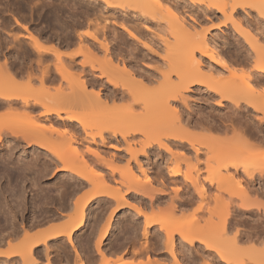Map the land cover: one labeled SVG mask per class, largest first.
<instances>
[{
	"label": "rangeland",
	"instance_id": "obj_1",
	"mask_svg": "<svg viewBox=\"0 0 264 264\" xmlns=\"http://www.w3.org/2000/svg\"><path fill=\"white\" fill-rule=\"evenodd\" d=\"M167 1L170 2L169 4L172 5V7L174 6L173 8L178 9V10L177 9L176 10L178 11V13H180V15L181 14L185 15V17L188 19L191 16L195 17V19H197L196 21L198 22V23H195L196 24V30L198 29L197 31L201 32V30L204 31V29H208L207 30L208 36L216 38L220 47L222 46L221 47L222 55L227 59V61H229L231 64L236 66V69L234 70V77L232 76L234 78V81H235V83L233 81V84H235L239 87H243L245 89V84H243V82L245 80H247L245 78L246 75L251 73L250 76H253L254 66L259 65L260 63H262L264 61V59H262L264 56L259 57L260 58L259 59L258 57H255L253 55H252L253 58L251 56L252 59L247 58L245 60V56L243 54H245L246 51H243V50L249 51L248 49H250V44H251V46L256 45L254 38L251 39V42L249 44H247V42H245V40H243V37L241 35H239V32H237L235 29H233L231 24L224 26L223 21H222V18H223L222 15L220 13L216 12V10H214L213 8H210L212 10H207L208 8L206 9L205 5H200L198 3L192 4V3H190L189 0H167ZM250 1H253V0H250ZM4 4H5V6H4ZM258 7H259V5L255 4L254 10L249 9L251 12V15H252L249 18H250V20L255 21V23H258L259 25H261V27L263 26V28H264V8H263V6H262V8H260L262 15L258 16L256 13V10H255V9H258ZM123 9L124 8H120L119 6H116V5H114V6L110 5L109 6V5L104 3V0H0V65H2V66H0L1 67L0 73H1V69L3 70V68H4L3 64H2L4 61V58L7 59L9 62H10V60H16L17 63L15 65L16 66H22V72L27 71L26 74L25 73H22V74L19 73V75L21 74L22 77L24 76L23 77L24 79H21L22 77L20 75L21 81L25 84H27V82H29L28 84L31 85L30 88H33L34 87L33 85L40 88V89H38V88L34 87L37 89V92H39L41 95H44L45 93L47 94L48 90H50V89L56 90L57 88H60V89L63 88L62 91H64V93H65V90L67 88H68V90H70L69 89L70 85L69 84L67 85V83H70L71 80L73 79V77L76 80L75 76L72 77V74L68 73V75L71 76V77H68V81L71 78L70 82L64 81L62 76L59 75V77L62 78L60 81L63 84L60 81H58V79L53 80L56 82L58 81L57 84H56V82H53L51 80L43 79V82L40 81L41 80L40 78H43L41 76H44V74L42 72H46L45 70L49 71L51 69L53 75L56 74L57 71H53V70H56L58 64H55V63H57V62L60 63V62L58 61V58L55 57V55H51L52 52L51 53L42 52L43 54H46V56L41 54V52H40L41 55L40 54L36 55V53L38 51H36V50L33 51L34 48H33V50L30 49V47L32 46V44L29 42L30 40L25 38L23 35H22L23 37L21 36V34H28V31L26 30L27 31L26 32L24 29H22L20 27H13L15 17H17L19 20H21V22H24L25 24H27L30 31H32V32L35 31L36 33L35 32L34 33L36 35H38L39 38L41 37L40 39L43 38L42 42H41L43 45L54 46V47H56L57 51L64 53L63 56L61 57V59H62L61 61L64 64H66V66H68V69H69V66L72 64L70 69H69L70 72L72 71L74 75L76 72V76H77V74H78L77 71H78L79 73L86 74L85 76L88 79L91 80V78H92L93 83L96 81L94 83L95 85L92 84V86H91L93 90L94 89L96 90V92H97V90H99V91H101V93H105V95H108V94L110 95L111 94L110 91L113 89L112 83L110 84V82H107L109 80L105 79V78H107V76L106 77L104 76L103 78H98V74H100L101 68L103 67V66L101 67L99 63L100 62L103 63V61H105L106 64L108 63L107 65L111 64L112 66L114 65L117 69H119V68L121 69L123 66H125V65H122V62H123L122 60L126 61L127 63H130L128 61H130V59H131L132 60L131 63L133 64L135 58L138 59L139 58L138 56H140V58L138 60H140L142 58L141 59L142 61L140 60L141 62H138V63L142 67H144V68L147 67L149 69L154 70V69H156L155 66H157V67L161 68L162 71L167 70L166 68H168V67L166 66V63H164L165 60L163 58H161V57H166V55H167V50H165L166 45H163V42H164L163 38L169 39L170 41L172 40L171 35L169 33L170 29L168 30L169 26H167L168 25V23L166 22L167 20L162 19L163 18L162 16H161V18H159L160 16L159 17L153 16L154 17L153 18L150 15L143 13L139 10H132L130 8H125L124 10ZM59 10H61V11H59ZM251 17L253 19H251ZM122 25H124V27L126 29L125 28L123 29ZM98 27H99V29H98ZM96 28L98 31L96 30ZM37 29H39V30H37ZM15 31H17V32H15ZM37 32H39V33H37ZM95 32H96L99 39H103L105 36L107 42H110V44L108 43V50L105 53L102 52L105 50L104 49L101 50L100 46H98L99 43L87 35L88 33L92 34ZM17 33H21V34H19L20 36ZM79 35H81V38L79 37ZM222 35L224 38L222 37ZM254 36H255V34H254ZM16 37H20V38L17 39ZM14 38H15V40H13ZM67 38H68V40H66ZM24 39L26 40L27 43H25V41L22 42V40H24ZM239 41H241L242 45H240ZM89 43L91 44V46L96 45V47L94 48V50H95L94 54L96 53V55H95L96 57L93 56V58L95 57L94 58L95 60H91L92 63L95 65V70H93L90 65L83 66L84 67V69H83L82 65L80 64L82 59H84V57L82 56L83 55V48L82 47L86 44H89ZM96 43H98V44H96ZM24 45H26V46H24ZM55 45H57V46H55ZM21 48H22V50H21ZM241 49H243V50L241 51ZM116 53H118V54H116ZM251 53H253V52H251ZM254 53H255V51H254ZM34 54L38 58L37 60L35 59L36 57ZM108 54L111 55V57H112L111 59L114 61L113 64H112V62H113L112 60L109 61L110 56H108ZM66 55H68V56L66 57ZM133 55H134V59H132ZM39 56H40V58H39ZM70 56L74 57V58H71ZM105 56H107V58ZM53 58L56 60V62L54 61ZM30 59H32V60L30 61ZM47 59L49 61V62H47L48 64L45 63ZM67 60H69V61H67ZM247 60H249V61H247ZM43 61H45V62H43ZM65 61H67V62H65ZM203 61L208 62V59L203 57ZM26 62L28 64H25ZM68 62H69V65H67ZM39 63H41L42 65ZM43 63H44V65H43ZM243 63H245V64H243ZM107 65H105V69L107 67L106 70H109L108 69L109 67ZM111 65H109V66L112 69V71L109 70L111 72V75L109 74L110 76L108 78L112 79V77H113V79H115L117 77L120 81L122 80L121 83L124 81L127 82L126 77H128L129 75L127 76V74H126L124 76L122 74L123 73L122 71L114 69V67H112ZM46 66L48 67V69L46 68ZM54 66H56V68H53ZM38 67H40V68H38ZM96 67H97V69H96ZM123 68L125 69L126 67H123ZM27 69L28 70L30 69L29 70L30 72L32 70L35 72L30 73V72H28ZM158 69H156L157 72H158ZM217 69H218V67H217ZM81 70L82 71L85 70L84 71L85 73H83ZM87 72H88V74H87ZM112 72H113V75H112ZM120 72H121V75H120ZM255 72L258 73V71H256V70H255ZM29 73H30V75L33 74V75H31L33 77L32 80L28 79ZM210 73H208L210 75V79H216V78L219 79V78L223 77V79L225 81H228L227 78H229L231 76V73L229 71H227L226 74L224 73L223 75L219 74V73L217 74L216 71L212 74H210ZM35 74H37V77H38L37 79L35 78L36 77ZM91 74H93V75H91ZM114 74H115V76H114ZM124 74H125V72H124ZM157 74H158L157 75L158 78L156 77L157 81L153 82L154 85H155V83L158 85L159 84L158 82L163 80L161 74L160 73H157ZM19 75L15 76V80L18 81L17 82L18 84H22L20 79H18ZM218 75H220V77ZM0 76H1V74H0ZM26 76L28 78H26ZM79 76L82 77L83 75L81 76V74H79ZM122 76H124V79L123 78L121 79ZM232 77H231V79H233ZM130 78H132V77H130ZM133 78H134V75H133ZM173 78H176V77L173 76ZM118 79H116V80H118ZM77 81H78V79H77ZM59 82H60V84H58ZM73 82L74 81L72 80V83ZM48 84L49 85L53 84L52 85L53 88H52V86H49ZM54 85H55V87H54ZM57 85H59V86L62 85L63 87H59V86L56 87ZM73 85L74 84H72L71 86H73ZM76 85H78V84H76ZM261 85L264 87V80H262L258 84V88L260 90L262 89ZM148 86L153 87V84L152 85L149 84ZM93 87H95V88H93ZM74 88H76V87H74ZM42 89L45 90V92ZM89 89H90V87L88 88L87 91H89ZM205 89H206V87H204V86H194L193 90L190 92H187L186 95L189 94L188 95V99H189L188 101L190 102L189 107H191L189 110H191L192 112L193 111L195 112V113L194 112L192 113V116L196 115L198 117L201 114H202L201 116H205V117L207 116L209 121L211 122V124H209V126H208V124L205 125V127L208 126V129H205L204 127H197V128L196 127H191V128L187 127L188 129H186L184 131L182 130L183 131L182 135L184 134L185 136L188 135V136L195 138V139H193V138L192 139L196 142V144L203 143V145H207L209 147L208 144L210 143V148L208 150L211 151L212 154L210 152H207L208 150L205 151L206 146H202L203 150L205 152H207V153H201L200 156H201L202 161L206 160V156L213 155V157L212 156H210V157L213 159V160H211L212 165L215 166L220 161L222 162V160H224V159L227 160L229 157H232V158H234L233 160H237L241 164L246 165L249 168L250 172H254L256 174V177H255L256 180L253 179V180H251L252 182L249 183L248 177H246V174H244L241 171V174H240L241 176L239 175V177L241 179L237 177V178H234V180H232V179L229 181L224 180V181H222L223 183H219L220 185L217 184L216 180H215V182H213L211 184H210V182L206 181V183H204L205 186H207L206 187V193H204V195L203 194L199 195L200 191H198V190L200 187H202V181L200 180L201 182L198 185L199 187L197 188V187H195L197 185H193L189 181L184 182V179L182 178V176H180V177L178 176V178H174V179L169 178L167 175L168 173H167L166 167H168V165H170L169 161L167 160V158L169 159L170 153L166 152L164 148H162L158 145H153V147H150L147 149L146 154L148 155V157L146 154H143V153L138 154V161L139 162L141 161L140 164H141V167L142 166L144 167L143 169H145V168L148 169V171H147V169H145V171H147L151 175L152 182L149 184L150 186H148V185L145 186V189H143V187H138L140 189L137 193L138 188H137V190L135 188H134V190H132L133 188L128 190V187L124 186L125 184L122 186V182H120L122 180L123 174L126 173V171L128 170V165L133 168V171L136 170V173L137 174L139 173V175H141V177L144 174V173H140V171H138L139 170V169H137L138 164L135 163L136 162V161H134L135 159L133 160V158L130 156L129 152H127L126 147H128V144L120 136H117V137L112 136L113 134L111 133V131L108 130L106 132V129H105L104 136L106 139L101 141V139H99L97 137V140H96L97 143H93L90 140L89 141L86 140L88 138V136L84 134V132L82 131L81 128H79L78 125L77 126L74 125L76 127L73 129V127H74L73 125L66 124V122L62 121L64 123H60L61 128L59 126V130L60 129L61 130L59 132L64 131L63 130L64 126L65 127L71 126L68 128L70 130L72 129V131L77 135V136H75V139H76L75 142H71L70 144H73L74 146L76 145L77 148L80 150V152L81 151L83 152V154L85 152L89 151V150H87V148H88L87 146L89 144L92 147V149L94 148L95 151L104 155V156L103 155L102 156H96L95 155V157L101 158V159H97V158L95 159L93 154L89 155L88 154L89 152H87L88 155H85V156H86V159L89 160V163H91V164H89L91 166H88L86 169L84 168L85 170L83 171V174H88V176L91 177V176H93L92 172L94 174V172H97L98 170L101 171L105 177V180L107 182L109 181L110 184H108L106 181L105 182L107 183L108 186L111 187V191L114 192L115 190H117L119 188L121 190V192H123L124 197H123V200H120V201H122V202H120V204H118L117 200L115 198H112V197H107V196L106 197L97 196V198L95 197L92 200L93 202H91L90 207L88 209L89 218H88L87 224L83 228L82 232L80 231L81 233L78 232L77 235H75L76 239H74L73 244H70L66 240V237H61L63 239L60 238L61 240L54 241V243H52L53 245L50 244L53 247H51L49 245V247H48L49 252L48 253H50L52 255L49 254L50 256H48V259H49V261H52V264H53L54 253L57 252L58 256H64L65 255L64 252L66 251L68 244L73 246V247H76V249H77L78 245L84 244L87 247H89V250H88L89 254L88 255L94 257V255H93L94 252L98 251V249H97L98 243L97 242H99L98 239H99V237H101V232H102L101 228L103 229V226L107 227L104 222L107 220V218H109V216L110 217L112 216L115 218L114 220L112 219V221L109 222L111 225H109V223H107L113 229V231L109 235L108 239L102 240L101 243L99 244L100 251L102 250L104 252V254L102 253L104 256L101 255V257H102V259L100 261L101 263H104V262H106V260H108L109 264H116V263L130 264L131 262L132 263L144 262L146 264H178L176 261H174L175 258L173 256L171 257V254H172L171 250L172 249H170V248L174 246L175 250L177 251V256L179 257V259L183 260L182 261L183 263L185 262L184 264H205L207 262V260H208V262H209V260L212 262L214 261L212 264H225V263L220 261L219 256L214 251H208V250L206 251L203 244L197 243L196 247H193V246L191 247V245L188 242L182 241L178 235H175L173 237L174 243H172V246L170 244L171 247L168 246L169 244L168 245L166 244L167 243L166 242L167 233L165 231L166 229H164V225L171 226V227H174V226L176 227L179 225L181 227V225H182V226L186 227L185 225L188 224L189 225L188 228H190L192 225L196 226V224H194L193 221L199 220L198 222H200L201 225H204L205 227L208 226L210 228L209 230H207V227H206V230L210 235L215 234V238L219 236L220 241H221V239H225L227 241L228 245L231 244L230 243V242H232L231 240H233L235 238L234 236H236V240H239V246L241 248H243V247L245 248V250L241 252V256L244 258L245 264H264V252L263 251L259 252L256 250L255 251L250 250L252 245L255 248L257 247L258 249H262L264 247V143L262 144V141L264 142V138H263L264 137V135H263L264 134V123H261L264 121H261V119H260V117H262L263 114L254 110L251 107H248L242 101H241L242 106H240V108H237L238 113L233 114L232 110L235 107L232 105L231 102H229L228 100H223L222 104L217 106L214 103H216L220 99V97L218 95L216 96V94H214V93H211L212 96L209 95L210 92H208L207 89L206 90ZM53 90H52V92H53ZM71 90H74V89L71 88ZM95 90H94V92H95ZM57 92H58V90H57ZM50 93H51V91H50ZM61 93L62 92H60V95H61ZM33 94L35 96V93H33ZM51 96H54V95H51ZM38 97L41 98L42 96H38ZM44 97H48V96H44ZM50 98L51 97H49V99ZM125 98L123 100L121 99V101H120V99L115 100V102L113 101L114 105H113V102L110 101L109 106H110V103H112L111 104L112 106H115L117 104L116 107L119 105V107L122 108L123 105H126V103L131 102V100H130L131 97L130 98L125 97ZM173 103H174V105H179L178 107L181 110L187 109L184 106H182V103H180V102H174L173 101ZM97 104L99 105V107H97L98 105L97 106L95 105V107L100 108L98 111L103 110L104 104L101 102H97ZM126 106H128V105H126ZM183 107L185 109H183ZM94 108H93V111H94ZM37 109H40V108H37ZM138 109H139V107L136 106V109H135L136 112L137 111L140 112L141 108L139 110ZM4 110H6V109L2 110L4 112L3 113L4 115L0 111L1 112L0 124L3 122L2 124L4 125V122H5L4 126L8 125L10 127V125L12 124V122L14 123V121H17V123L16 124L14 123V125L12 124V126L17 127V125H18V127H21V128H27L25 126L34 124L36 122L39 124L41 123L39 121H36L37 120L36 115H35V117L31 116L33 120H34V118H36L35 121L32 122V120L27 119V118H25V116H23L24 115L23 112H21L23 115L22 114L21 115H15V114L10 115L9 113H5ZM119 110H121V109L119 108ZM7 111L9 112V110H7ZM79 112H81V111H79ZM17 113H19V111ZM88 113L90 115L87 114V110L82 111L83 118L86 120L90 119V121H93L94 115L91 116V114L93 112L88 111ZM6 114H8L7 116L10 119H8ZM30 114L33 115L34 113H30ZM35 114H36V112H35ZM231 114L234 118L232 120L231 119L229 120V115H231ZM256 114L258 116H260L259 119H257L258 116ZM261 114H262V116H261ZM2 116H4L5 118L7 117V119L2 118ZM90 117L91 118L93 117V118L91 119ZM29 118H30V116H29ZM225 118H226V120H225ZM96 119L94 120V122H91V124L93 123L91 128H90L91 130L88 129L87 131H92V130L97 131V129L98 130H104V128L102 129V125H100V124L105 123V121L102 122L100 120H97V121H100V124H99L96 122ZM124 119H127V117ZM211 119H212V121H211ZM7 120H8V122H7ZM214 120H216V122ZM30 121H31V123H30ZM114 121H116V119ZM114 121H113V123H114ZM95 122L98 124V126ZM9 123H10V125H9ZM231 123H232V126H231ZM61 124H63V125H61ZM108 124L110 126L111 123L108 122ZM114 124H116V123H114ZM103 127H105V126L103 125ZM210 127H211V129H209ZM202 128H204V129H202ZM81 131H82V133H81ZM59 132H56L58 134L55 133L53 135V139L56 141L57 140L59 141L60 139H62V137L59 135ZM61 133H63V132H61ZM257 133L258 134L263 133V134L257 135ZM7 135H9L8 138L12 139V135H10V133L9 134L7 133ZM207 135H209L210 137L209 136L207 137ZM262 135H263V137L261 139L260 136H262ZM84 136H86L87 138ZM202 137H205V138H202ZM259 137H260V139H259ZM84 138H86V139H84ZM141 138H143L142 134H137V135L135 134V135H132L131 137L129 136V141H131V143H133V144L134 143L137 144V147H138V143L141 140ZM198 141H199V143H197ZM125 143L127 145H125ZM70 144L67 145L65 143L63 146H65V145L66 146L62 147V149L65 151H67L66 149H68L69 154L72 155L71 149L76 148V146L75 147H73V145L69 146ZM35 147L37 148V146H34L33 144L29 145L23 141L20 144H18V146L16 145L15 149L16 148L17 149L14 150V156H15L14 161L15 162H13V163H16V161H18V159H17L18 156H19L20 161L21 160H23V161L27 160L28 161V159H29V161L30 160H33V161L36 160L37 168L40 169L43 166H45V164H47V168L49 170L48 172L52 173V174H50L47 172L45 175L40 176V177H36L35 173H33V172L28 173L29 175L27 174V176L29 178H32L31 176L34 177V175H35V177L32 178V180L34 179L35 182H32L31 179H29V178H28L29 180H27V182H26V185L28 187L26 200L28 201V204L30 203L29 208L25 212L26 216H27L26 220L28 221V218L30 216H32L34 211H36V215H38V211L40 209V206L43 204L42 205L43 209L44 208L46 210L48 209L47 211L53 213V215L55 217L52 221H49L45 225L64 222L65 220H67L68 215L73 214V212L71 213L69 210H67V208H61L59 205V202H58L59 199H56V198L64 197V198H66V202L70 201L69 203H73L78 198H84L85 196L87 197V195H89V193H92L93 189L100 188L102 186V183L98 182L97 180L95 183L90 182V181H86L85 177H87V175H85L84 178L83 177L81 178L77 174H74V172H72V171H70L71 173L69 171H67V172L66 171L55 172L56 170H53L54 169L53 167H55V166L57 167L58 162L56 163V161H54V159H53L54 157L53 158L51 157L54 155H52L50 152H47L44 154L43 151L40 152V150H41L40 148H37L38 149L37 150ZM172 148H173L174 152H176V151L178 152L180 149V151L178 153H181V150L184 149L182 147H176V146H173ZM185 150L186 149H184L183 151H185ZM187 153H188V155H189V153H191V155H192V154H194V151L192 149H188ZM218 153H220V154H218ZM214 155L216 156V159H215ZM32 156H33V158L36 156L35 159H31ZM87 156H89L91 158H88ZM217 156H219V157H217ZM227 156H228V158H227ZM20 157H21V159H20ZM48 157H50V158H48ZM102 157L106 158V162L103 161L104 159L102 160ZM191 157H193V156H191ZM107 159L108 160L110 159V163H111V165H113V167H111V165L108 164L109 161ZM129 159H130V161H129ZM97 160H99V162ZM93 161H95V162H93ZM47 162H49V163H47ZM1 165H0V167H1ZM114 167H115V171L112 172L111 171L112 169H110V168H114ZM199 167L202 170V174L206 175V172L204 171L205 167H206L205 163H203V164L201 163ZM160 168L163 170H161ZM91 169H93L92 172H91ZM95 169H96V171H94ZM156 171L162 172L163 176L160 174V172L158 174H156L157 173ZM122 172H124V173H122ZM62 173H63V175H62ZM155 175L157 176V179L155 178L156 177ZM37 178H39V179H37ZM169 179H173V180H169ZM87 180H88V177H87ZM174 180H176L175 183H174ZM177 180L180 182L182 180L183 181L180 183ZM81 182H83V183H81ZM64 183H66V184L64 185ZM67 183H69V185ZM92 183L94 185H92ZM81 185H83L82 188L80 187ZM59 187H60V189L62 188V190H60V189L56 190ZM41 188H42V191H40ZM245 188L247 189L246 192L244 191ZM125 189H127V190H125ZM62 191H64V192H62ZM57 192H59V194H57ZM35 193H37L38 197L36 196ZM30 194H32L33 196ZM46 196H49L48 199H50V200L46 199L45 198ZM42 198L45 201L46 200L47 201L44 202V200ZM247 200H249V202L254 204L252 207H250L251 209L250 208L245 209L244 207H242L243 203H245ZM42 202H44V203H42ZM34 203H35V205H34ZM39 203H40V205L36 206ZM47 204H49V205H47ZM72 211H74V210H72ZM137 212H139V213H137ZM62 213H64V214L61 216ZM144 215L150 217L153 220V223L150 225H146L145 221H144V218H145ZM226 217L228 218L227 219L228 221H227V225L225 227L224 226V219ZM107 222H108V220H107ZM99 224L101 226H99ZM97 225H98V227H97ZM40 227H43V226H40ZM225 228H226V230H225ZM36 229L37 228L35 227V228H32L31 230H36ZM206 230H205V233H207ZM92 233H94V234H92ZM224 233H225V235H224ZM220 234H222V235H220ZM20 235L21 234H19V236ZM15 239H17V238L15 237ZM18 239H19V237H18ZM18 239H17V241L19 243H21V240H18ZM13 240L14 239H12L10 241L12 243H14ZM89 240H90V242H88ZM117 240H118V242H117ZM119 241H120V243L123 242L121 244L122 246L119 245ZM213 241H215V240H213ZM15 242H16V240H15ZM58 243H60L59 245L61 247H63L62 249L59 248ZM88 243H90V244H88ZM212 243L215 244V242H212ZM16 244H18V243L16 242ZM117 244L119 245V248H118ZM219 245H220V243H219ZM105 248H107V249H105ZM116 249L118 251L123 250V254L120 257H118L117 259H113L109 256L108 252L114 251ZM225 252L228 253L227 250ZM76 253H77V257H78V261H77L78 263L77 264L81 263V260H80L81 257H82V259L85 260L84 263L87 264V258H86L85 252L84 251L81 252L80 250H77ZM40 255H41V257H39V260H38L39 263L37 261L36 262L38 264H43L40 261L42 260V262H43L44 259L45 260H47V259L44 258L45 255L42 253V251H41ZM42 256H43V258H42ZM241 256L239 258H241ZM17 259H19L18 262L21 261L20 257H17L16 259H12L13 261L10 260L8 263L6 262V264H9V263L10 264H18ZM49 261H48V263H49ZM193 261L195 263H193ZM37 263H34V264H37ZM0 264H3V262L1 263V261H0ZM19 264H20V262H19ZM49 264H51V262ZM89 264H91V263H89ZM209 264H211V263L209 262Z\"/></svg>",
	"mask_w": 264,
	"mask_h": 264
},
{
	"label": "bare ground",
	"instance_id": "obj_2",
	"mask_svg": "<svg viewBox=\"0 0 264 264\" xmlns=\"http://www.w3.org/2000/svg\"><path fill=\"white\" fill-rule=\"evenodd\" d=\"M189 1L192 4L198 3L200 5H205L206 9L208 8L207 10H212L210 8H213L214 10H216V12H218L222 15V17H223L222 21H223L224 26L231 24L233 29H235L237 32H239V35H241L243 37V40H245V42H247V44H249L251 42V39L254 38L256 45L251 46V44H250V49H248L250 52L247 50L241 49V51L242 50L246 51L245 54H243L241 52L245 56V60L247 58L252 59L253 56L258 57V58L264 56V28H263V26L261 27V25H259L258 23H255V21L250 20V18H249L250 16H252L250 10L251 9L254 10L255 4L259 5L258 9H255L257 15L258 16L262 15L260 8H262V6L264 8V0H253V1H250V0H189ZM104 3L109 5V6L110 5H112V6L116 5V6H119L120 8H124V9L130 8L132 10H139L143 13L150 15L151 17H153V16L159 17L160 16L159 18H161V16H162L163 17L162 19L167 20L166 22L168 23L167 26H169L168 30L170 29L169 33L171 35L172 40L170 41L169 39L163 38L164 39L163 41L165 42V43L163 42V45H166L165 50H167V55H166V57H161V56L160 57L165 60L164 63H166V66L168 68H166L167 70L162 71L161 68L155 66L156 69L159 68L161 70L160 71L158 69V72L156 71V69L152 70V69H149L147 67L144 68L138 63V62L142 61L141 60L142 58L140 59L141 61L138 60L140 58V56H138L139 57L138 59L135 58L133 64L131 63V61H132L131 59H130V61H128L130 63H127L126 61L122 60L123 61L122 65H125V66H123V67H126L125 69L123 67L120 69L119 68L120 66L118 67L119 69H117L114 65L112 66L111 64H109L112 67H114V69L122 71L123 72L122 74L124 76L126 74H127V76L129 75L128 76L129 78L126 77L127 82L123 80L124 82L121 83L122 80L120 81L117 77L115 79H113L112 76H111L112 79L108 78L111 75L110 71H112V69L110 68L109 65H107L108 63L106 64V62L103 61V63L102 62L99 63L100 66L101 67L103 66L104 68L103 67L101 68L100 74H98V78H103L104 76L105 77L107 76V78H105V79H108L109 81H107V82H110V84L112 83L113 89L112 88H111L112 90L110 89L111 90L110 95L109 94L105 95V93H101V91H99V90H97V92H96L95 89H94L95 90V92H94V90L92 89L91 86H92V84L95 85L94 83L96 81L93 83L92 78L90 80L85 76L86 74L79 73L78 71H77V73H78L77 76H76V72H75V75L73 74L72 71L70 72L69 69H70L72 64L69 66V69H68V66H66V64H64L61 61L62 60L61 57L63 56L64 53L57 51L56 47H54V46L43 45L41 43L43 38L40 39L41 37L39 38L38 35L35 34L36 33L35 31H33V32L30 31L27 24H25L24 22H21V20H19L17 17L14 18L13 27H20V28L24 29L25 31L26 30L28 31V34H21V33H17V34L18 35L21 34V36L23 35L25 38L30 40L29 42L32 44V46H31L32 48L30 47V49L33 50V48H34L33 51H35V50L38 51L36 53V55L37 54L39 55L40 52H41V54H43L42 52H45V53L46 52L47 53L52 52L53 54L51 53V55H55V57L58 58V61L61 63V64L58 62L55 63V64H58V66L56 65L57 68H56V66L53 67V68H56V70H53V71H57L56 74H54V75H53L51 69L49 71L45 70L46 72H42L44 74V76H41L43 78L39 77L41 79L40 81L43 82V79L51 80V81L58 79V81H60L62 78L64 79V81H68V77H71L68 75V73L69 74L71 73L72 77L75 76L76 80L73 77L72 80L74 82L72 83V80L70 82L71 78L69 79L68 82H70V83H67V85L69 84L71 86L72 84H74L75 86L74 85L71 87L69 86L70 90H68V88L66 90L64 89L65 93H64V91H62L63 88L62 89L57 88L56 90H53V89L48 90L47 94L45 93L46 95L45 94L41 95L39 92H37L36 88H38V87H36L35 85L32 84L36 88H34L33 86L32 87L34 89L30 88L31 85L28 84L29 82H27V84H25L21 81V79H24L23 78L24 76L22 77L21 74L22 73L26 74L27 71L22 72V66H16L15 65L17 63L16 60H10V62H9L7 59L4 58V61L2 63L4 68L2 67L3 70L1 69V73H0L1 74V76H0V111L3 114L4 112L2 110L6 109V110H4L5 113H9L10 115L11 114L21 115L22 114L21 112H23L24 115L23 114L22 115L25 116V118L32 120V122L35 121L36 118H34V117L36 115V117H37L36 121L41 122L40 124L37 122L34 124H31L32 126L28 125L29 127L25 126L27 128H21V127H18V125H17V127L12 126V124L13 125H14V123L16 124L17 121H14V123L12 122L11 125L9 123L10 127L8 125L4 126L5 122H4V125L2 124L3 122L0 124V165L2 164L0 167V261H1V263L3 262V264H6V262L8 263L12 259H16L17 257H20V260H21V261H19L20 264L37 263L39 260V257H41V255H40L41 251L45 255L44 258H46L47 259L46 261L48 262L49 261L48 256L52 255V254L48 253L49 252L48 247L50 244L54 243V241H59V240L63 239L61 237H66V240L70 244H73L74 239H76L75 235H77V233L80 231L82 232V230L86 226L88 218H89L88 209L90 207L91 202H93L92 200L95 197L96 198H97V196L112 197V198H115L117 200L118 204H120V202H122L120 200H123V197H124L123 192H121V190L119 188L117 190H115L114 192L111 191V187L107 185V183L108 184H110V183H109V181L107 182L105 180V177L101 171L98 170L97 172H94V174H93V172H92L93 169H91L92 175L94 177L93 176L89 177L88 174H83V171L88 166H91V165H89L91 163H89V160L86 159L85 155L93 154V156L95 157V155L96 156H102L103 154L98 153L97 151L94 150V148L92 149V147L89 144L87 146L88 147L87 150H89V151H87V152H89L88 154H87V152H85L86 154L85 153L83 154L82 151L80 152V150L77 148L76 145L75 146L77 149L76 148H74V149L70 148L72 151V155L69 154L68 149H66L67 151L62 149V147L66 146V145L63 146L65 143L68 145L71 142H75V140H76L75 136H77V135L72 131V129L70 130L68 128L71 126H68V127L64 126V129H63L64 131H61L63 133L59 132L61 130V129L59 130L60 123L66 122V124H71L73 126L78 125L79 128L82 129L84 134L88 136V138L86 136H84L87 138V139L86 138H84V139H86L87 141L90 140L93 143H97V141H96L97 137L99 139H101V141L106 139L104 136L105 129H106V132L108 130H110L111 133L113 134L112 136H116V137L120 136L128 144V147H126L127 152H129V154L133 158V160L135 159L134 160V161H136L135 163L138 164V167H137V169H139L138 171H140V173H144L141 177V175H139V173L138 174L136 173V170L133 171V168L128 165V170L126 171V173L122 172L124 174L122 176V180L120 181V182H122V186L125 184L124 186L128 187V190L132 189V188H133L132 190H134V188L137 190L138 187H143V189H145V186H147V185L150 186L149 184L152 182L151 175L147 172L148 171L147 168H145V169H147V171H145V169H143L144 167L143 166L141 167V164H140L141 161L140 162L138 161V154L139 153L146 154L147 149L150 147H153V145H158V146L164 148L166 152L170 153L169 159L167 158L170 165H168V167H166L167 168L166 170L168 173L167 175L169 178L174 179V178H178V176L179 177L182 176V178L184 179V182L189 181L193 185H197V186H195L197 188L199 187L198 185L202 181V187H200L198 190V191H200L199 195H202V194L204 195V193H206V187L207 186H205V184H204V183H206V181L210 182V184H211V183L215 182V180H216L217 184L220 185L219 183H223L222 181H224V180L229 181L231 179L234 180V178H237V177L240 178L239 175L241 174V171L244 174H246V177H248L249 183L252 182L251 180L255 179V177H256V174L254 172H250L249 168L246 165L241 164L237 160H233L234 158H232V157L228 158V156H227V158H228V159L226 158L227 160L224 159L225 161L222 160V162L220 161L219 163H217V165L213 166L212 162H211V160H213V159L210 157V156L213 157V155H210L208 153L210 156H206V160L202 161L201 156H200L201 153H207V152L211 153V151L208 150L210 148V143L208 144L209 147L207 145H203V143H201V142H200L201 144H196V142L193 140L195 138L188 136V135L185 136L184 134L182 135V132L184 130L188 129L187 127H190V128L191 127H196V128L197 127H204L205 129H208L209 124H211V122L209 121L207 116L206 117L201 116L202 114L200 115L201 117L200 116L197 117L196 115L192 116V113L194 111L192 112L191 110H189L191 108V107H189L190 102L188 101L189 100L188 99L189 94L186 95V93L192 91L194 86H204V87H206L207 91L210 92L209 95L212 96L211 93L216 94V96L218 95L220 97V99L216 103H214L217 106L221 105L223 100H228L229 102H231L232 105L235 107L232 110L233 114L238 113L237 108H240V106H242L241 105V101H242L248 107H251L254 110L262 113L263 114V116L261 114L262 117L258 116L257 114L256 115L258 116L257 119H259V117H260L261 121H264V87L261 85L262 89L260 90L258 88L259 82L264 80V61L262 63H260L259 65L254 66L253 76H250L251 73L246 75L245 78L247 80H245L243 82V84H245V89H244L243 87H239V86L233 84L234 70L236 69V66L231 64L229 61H227V59L222 55V53H221V47L222 46L220 47L216 38L208 36V33H207L208 29H204V31L201 30V32L197 31L198 29L196 30V24L195 23H198V22L196 21L197 19H195V17L191 16L188 19L185 17V15H182V14L180 15V13H178V11H177L178 9L176 8L177 9L176 10L175 8H173L174 6L172 7V5L169 4L170 2H168L167 0H104ZM4 6H5V4H4ZM59 11H61V10H59ZM251 19H253V18L251 17ZM122 27H123V29L125 28L124 25H122ZM98 29H99V27H98ZM37 30H39V29H37ZM96 30H97V28H96ZM15 32H17V31H15ZM96 32L92 33V34L88 33L87 35L90 36L93 40L97 41L99 44L98 43H96V44H98V46H100L101 50L104 49L105 51H102V52L105 53L108 50V43L110 44V42H107L106 37L104 35H103L104 36L103 39H99ZM37 33H39V32H37ZM254 34H255V36H254ZM79 37L81 38V35H79ZM222 37H223V35H222ZM16 38L19 39L20 37H16ZM13 40H15V38ZM66 40H68V38ZM23 41H25V43H27L25 39L22 40V42ZM239 43H240V45H242L241 41H239ZM24 46H26V45H24ZM55 46H57V45H55ZM84 46L82 47L83 48V55L82 56L84 57V59H82L80 64L82 65V67L86 66V65L87 66L90 65L91 68L93 70H95V65L92 63L91 60H95L94 58L96 57L95 56L96 53L94 54V52H95L94 48L96 47V45H93L94 46L93 47L89 43V44H86ZM21 50H22V48H21ZM254 51L256 54L254 53ZM251 52H253L255 55ZM116 54H118V53H116ZM36 55H35V57H36ZM43 55L46 56V54H43ZM67 56L68 55H66V57ZM93 56H95V57L93 58ZM108 56H110L109 61H111L112 60L111 55L108 54ZM251 56H252V58H251ZM105 57L107 58V56H105ZM203 57L208 59V62L203 61ZM39 58H40V56H39ZM71 58H74V57H71ZM35 59L37 60L38 58L36 57ZM132 59H134V55H133ZM262 59H264V57ZM31 60L32 59H30V61ZM69 60H67V61H69ZM54 61L56 62L55 59H54ZM67 61H65V62H67ZM247 61H249V60H247ZM27 62L25 64H28ZM43 62H45V61H43ZM47 62H49L48 59L46 60L45 63H47ZM113 63H114V61L112 62V64ZM39 64H41V63H39ZM243 64H245V63H243ZM43 65H44V63H43ZM67 65H69V62L67 63ZM105 65H107L109 67L108 69L110 71L106 70L107 67L105 69ZM0 66H2V65H0ZM217 67H218V69H217ZM38 68H40V67H38ZM46 68L48 69L47 66H46ZM83 69H84V67H83ZM96 69H97V67H96ZM29 70H28V72H30ZM255 70L258 71V73L255 72ZM84 71H82V72L85 73ZM215 71L217 72V74L219 73L222 75L224 73L226 74V72L229 71L231 73V76L229 78L231 79V77L233 76L232 77L233 79H231L232 81L229 78H227L228 81H225L223 79V77L219 78L220 75H218L219 79H217V78L216 79H210V75L208 73L211 72L210 74H212ZM31 72L33 73L35 71L32 70ZM113 72H112V75H113ZM124 72H125V74H124ZM19 73H21L20 74L22 77L21 79H20ZM30 73L28 74L29 78L27 76H26V78L32 80L33 77L31 75H33V74L30 75ZM157 73L161 74L163 80L161 79L162 81L158 82L159 83L158 85L155 83V85H156L155 86L153 82L157 81L156 80V77L158 75ZM79 74H81V76L82 75L83 76L80 77ZM87 74H88V72H87ZM17 75H19L18 79H20L22 84H18L17 83L18 81L15 80V76H17ZM35 75H36L35 78L37 79L38 78L37 74H35ZM59 75L62 76V78L59 77ZM91 75H93V74H91ZM120 75H121V72H120ZM133 75H134V78H133ZM114 76H115V74H114ZM124 76H122L121 79L122 78L124 79ZM173 76H175L176 78H173ZM130 77H132V78H130ZM77 79H78V81H77ZM116 79H118L119 81ZM53 82H56V81H53ZM57 82H56V84H57ZM60 82L58 84H60ZM234 83H235V81H234ZM76 84H78V85H76ZM149 84H151V85L153 84V87L148 86ZM52 85H49V86H52ZM58 86L59 85H57L56 87H58ZM54 87H55V85H54ZM59 87H63V86L60 85ZM74 87H76V88H74ZM89 87H90V89H89V91H87ZM52 88H53V86H52ZM71 88L74 90H71ZM93 88H95V87H93ZM38 89H40V88H38ZM52 90H53V92H52ZM57 90H58V92H57ZM43 91L45 92V90H43ZM50 91H51V93H50ZM90 91L91 92L93 91V92L91 93ZM60 92H62L61 95H60ZM33 93H35V96ZM49 93L51 95H54V96H51ZM38 96H42V97L40 98ZM44 96H48V97H44ZM49 97H51V98L49 99ZM125 97H129V98L131 97L130 98L131 102L126 103V105H128V106H126V105L122 106L121 105L122 106V108H121V107H119V105L116 107L117 104L115 106H112L111 105L112 103H110V106H109L110 101L115 102V100H119V99L121 101V99L123 100ZM173 101L182 103V106H184L187 109L181 110L178 107L179 105H174ZM97 102H101L104 104L103 110L98 111L100 108H97V107H99ZM114 102H113V105H114ZM95 105L96 106L98 105V106L95 107ZM136 106L139 107V109L141 108L140 112L139 111L136 112V110H135ZM184 107H183V109H185ZM37 108H40V109H37ZM93 108H94L95 112L93 111ZM119 108L121 110H119ZM7 110H9V112ZM86 110H87V114H89L88 111L93 112L91 114V116L94 115V118L92 117L94 120L97 118L96 119L97 123L100 124V121H102V122L105 121V123L100 124V125H102V129L104 128V130H98L97 129V131H94V130L87 131L88 129L91 128V126L93 124V123L91 124V122H94V120L90 121V119L86 120L83 118L82 111H86ZM18 111L20 114L17 113ZM79 111H81V112H79ZM1 112H0V115H1ZM35 112H36V114H35ZM30 113H34V114L32 115ZM7 115L8 114H6V116ZM29 116H30V118H29ZM31 116H34L33 117L34 120L32 119ZM7 117L5 118L4 116H2V118H5V119H7ZM126 117H127V119H124ZM233 118L234 117L232 116V114L229 115V120L230 119L232 120ZM8 119H10V118L8 117ZM115 119L117 122L114 121ZM97 120H100V121H97ZM112 120L116 124H114ZM225 120H226V118H225ZM62 121H64V122H62ZM211 121H212V119H211ZM214 121L216 122V120H214ZM7 122H8V120H7ZM108 122L111 123L110 126H109ZM30 123H31V121H30ZM261 123H264V122H261ZM207 124H208V126H206L207 127L206 128L205 125H207ZM61 125H63V124H61ZM103 125L105 127H103ZM76 126H74L73 129ZM97 126H98V124H97ZM231 126H232V123H231ZM60 128H61V126H60ZM204 128H202V129H204ZM209 129H211V127ZM82 131H81V133H82ZM56 132H59V135L62 137V139H60L59 141L57 140L58 142L53 139V135ZM7 133L8 134L10 133V135H12V139L8 138L9 135H7ZM56 134H58V133H56ZM135 134L136 135L137 134L143 135V138H141V140L139 139L140 141L138 140L139 141L138 147H137V144H135V143L133 144V143H131V141H129V136L131 137L132 135H135ZM261 134H263V133H260V134L257 133V135H261ZM263 135L260 136L261 139H262ZM208 136L209 135H207V137ZM205 137H202V138H205ZM260 137H259V139H260ZM23 141L29 145L33 144L34 146H37V148L41 149L40 152L43 151L44 154L47 152H50L52 155H54L51 157L52 158L54 157L53 159H54V161H56V163L58 162L57 167L56 166L53 167L54 168L53 170H56L55 172H57V171H66V172L72 171V172H74V174H77L81 178L82 177L84 178V176L87 175L88 180H87V177H85L86 181H90V182L95 183L97 180L98 182L102 183V186L100 188L93 189L92 193H89V195H87V197L85 196L84 198H78L73 203H69L70 201L66 202V198H64V197H60V198L55 197L56 199H59L58 202H59V205L61 208H67V210H69L71 213L73 212V214L68 215L67 220H65L64 222L45 225L49 221H52L55 217H54L53 213L47 211L48 209L47 210L45 208L43 209V206H42L43 204L41 205L42 207L40 206V209L38 211V215H36V211H34L32 216H30L28 218V221H27L26 220L27 216H26L25 212L29 208L30 203L28 204V201L26 200V195H27V191H28V189H27L28 187L26 185V182L29 179H31L32 182H35L34 179L32 180V178H34L35 175H36V177L43 176L49 170L47 168V164H45V166H43L42 168L39 169V168H37L36 160L35 161L30 160L29 161V159H28V161L27 160H24V161L21 160L20 161L19 156L17 158L18 161H16V163H13V162H15L14 161L15 160L14 159V157H15L14 156V150L17 149V148L15 149V146L16 145L18 146V144H20ZM126 143H125V145H127ZM197 143H199V141ZM263 143L264 142L262 141V144ZM72 145L73 144H70L69 146H72ZM75 146L73 145V147H75ZM173 146L182 147L186 150L183 151L184 149H182L181 153H178L180 151V149L178 152L174 149L176 151V152H174L173 148H172ZM202 146H206L205 151L206 150H208V151L205 152L203 150ZM188 149H192L194 151V154L191 155V153H189V155H188V153H187ZM218 154H220V153H218ZM190 155L193 157H191ZM35 157L33 158V156H32L31 159H35ZM87 157L91 158L89 156H87ZM147 157H148V155H147ZM217 157H219V156H217ZM48 158H50V157H48ZM96 158L101 159L100 157L99 158L95 157V159ZM20 159H21V157H20ZM215 159H216V156H215ZM102 160L106 162V158L102 157ZM97 161L99 162V160H97ZM108 161H109L108 164L111 165L110 159ZM129 161H130V159H129ZM93 162H95V161H93ZM47 163H49V162H47ZM201 163L202 164L205 163V165H206L205 170H204L206 172V175L202 174V170L199 167ZM111 167H113V165H111ZM110 169H112L111 170L112 172L115 171V167L110 168ZM161 170H163V169H161ZM94 171H96V169ZM30 172L35 173L34 177L30 175L32 178H29L27 176V174ZM159 172H157L156 174H158ZM48 173H50V172H48ZM50 174H52V173H50ZM160 174L162 175L163 173L160 172ZM62 175H63V173H62ZM155 178L157 179V176ZM37 179H39V178H37ZM173 179H169V180H173ZM175 181L176 180H174V183H175ZM178 182H180V181H178ZM81 183H83V182H81ZM65 184L66 183H64V185ZM67 184L69 185V183H67ZM92 185H94V184L92 183ZM60 187L57 188L56 190L60 189ZM80 187L82 188L83 185H81ZM139 189L140 188H138L137 193H138ZM60 190H62V188ZM125 190H127V189H125ZM246 190L247 189L245 188L244 191L246 192ZM40 191H42V188ZM62 192H64V191H62ZM35 194L37 196V193H35ZM57 194H59V192H57ZM30 195H32V194H30ZM45 198L48 199L49 196H46ZM48 200H50V199H48ZM46 201L44 200V202H46ZM44 202H42V203H44ZM34 205H35V203H34ZM39 205H40V203L36 206H39ZM47 205H49V204H47ZM253 205H254L253 203H251V202H249V200H247L245 203H243L242 207H244L245 209H248V208L252 207ZM72 210H74V211H72ZM137 213H139V212H137ZM63 214L64 213H62L61 216ZM109 218H107L108 222H107V220L104 222L107 227L103 226V229L100 227L102 232H101V237H99V239H98L99 242H97L98 243V245H97L98 251L97 252H99V254H101L102 256H104L103 255L104 252L102 250L100 251L99 244L101 243L102 240L108 239L109 235L113 231V229L109 226V225H111L109 222L112 221V219L114 220L115 218L112 216L111 217L109 216ZM227 219H228L227 217L224 219V226L225 227L227 225V221H228ZM144 221H145L146 225H150L153 223V220L148 216H145ZM196 221L197 220L193 221V223L196 224V226H193L191 224L192 226L190 228H188L189 227L188 224L185 225L186 227H184L182 225H181V227H180V225L176 226V227L164 225V229H166L165 231L167 233V237H166L167 243L166 244L167 245L169 244L168 246L171 247L172 243H174L173 237L175 235H178L182 241L188 242L191 245V247L192 246L196 247L197 243L203 244L206 251L207 250L208 251H214L219 256L220 261L225 263V264H245L244 258L241 256V252L244 251L245 248L244 247L241 248L239 246V240H236V236H234L235 238L233 240H231L232 241V242H230L231 244L228 245V243L225 239H221V241H220L219 236L216 237L218 239L217 240L215 238V234H213L214 236L210 235L207 232V230L210 229L208 226H206L207 227V230H206V227L204 225H201L200 222H198L199 220L197 222ZM107 223H109V225ZM40 226H43V227H40ZM99 226H101V225L99 224ZM35 227L37 228L36 230H31L32 228H35ZM97 227H98V225H97ZM205 230L207 233H205ZM225 230H226V228H225ZM19 234H21V235L19 236ZM92 234H94V233H92ZM220 235H222V234H220ZM224 235H225V233H224ZM15 237L17 239L19 237L18 240H21V243H19L17 241V239H15ZM12 239H14L13 240L14 243H12L10 241ZM15 240L18 244H16ZM213 240H215V241H213ZM88 242H90V240ZM117 242H118V240H117ZM212 242H215V244H213ZM122 243H120V241H119V245H121ZM219 243H220V245H219ZM59 244L60 243H58V245ZM88 244H90V243H88ZM170 244H171V246H170ZM119 245H118V248H119ZM3 247H5V248H3ZM51 247H53V246H51ZM85 247H86V245H85ZM85 247H84V249H85ZM59 248L62 249L63 247H61L59 245ZM87 249H88V247H87ZM170 249H172L171 250V253H172L171 257L173 256L175 258L174 261H176L178 264H184L185 262L183 263L182 262L183 260L179 259V257L177 256V251L175 250L174 246L171 247ZM226 250L228 251V253L225 252ZM250 250H252V251L256 250L259 252H262V251L264 252V247L262 249H258L257 247L255 248L252 245ZM240 256H241V258H239ZM65 257H67V255ZM42 258H43V256H42ZM59 258H61V256ZM66 259H68V258H66ZM18 260L19 259H17V262H18ZM80 260H81L80 264H86V263H84L85 260L82 259V257ZM19 262H18V264H19ZM40 262L42 263V260ZM50 262H52V261H49V263ZM209 262L212 264L214 261L212 262L209 260ZM209 262L207 260L206 263L209 264ZM49 263H47V264H49ZM105 263L109 264L108 260H106V262H104V263L100 262V264H105ZM193 263H195V262L193 261ZM87 264H89V262H87ZM116 264H121V263H116ZM132 264H146V263H144V262L139 263L138 262V263H132Z\"/></svg>",
	"mask_w": 264,
	"mask_h": 264
},
{
	"label": "crops",
	"instance_id": "obj_3",
	"mask_svg": "<svg viewBox=\"0 0 264 264\" xmlns=\"http://www.w3.org/2000/svg\"><path fill=\"white\" fill-rule=\"evenodd\" d=\"M5 247H3V248H5ZM84 247H85L84 244H80V245H78V247L76 249V247H73V246H71V245L68 244L67 249L65 251V255L64 256H61V258H59L60 256H58V253H56V254L54 253V255H53V264H77L78 263L77 262L78 261V257H77V253H76L77 250H80L82 252L83 251L85 252L87 260L88 259L90 260V261L88 260L87 262L92 263V264H99L100 261H101V259H102L101 254H99L98 252L95 251L94 254H93L94 257L93 256H90V255H88L89 254L88 253L89 247H88V249H87V246L85 247V249H84ZM107 248H105V249H107ZM108 254H109V256L111 258L117 259L118 257H120L123 254V250L118 251L116 249L114 251L108 252ZM66 255H67V257H65ZM66 258H68V259H66ZM43 262H42L43 264H47L48 263L45 259H44Z\"/></svg>",
	"mask_w": 264,
	"mask_h": 264
}]
</instances>
